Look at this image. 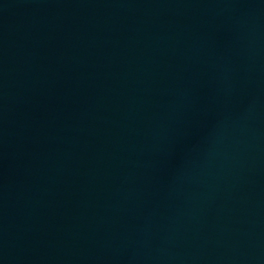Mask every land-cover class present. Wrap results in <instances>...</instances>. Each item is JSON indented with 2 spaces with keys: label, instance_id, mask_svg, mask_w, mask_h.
Returning <instances> with one entry per match:
<instances>
[{
  "label": "water",
  "instance_id": "1",
  "mask_svg": "<svg viewBox=\"0 0 264 264\" xmlns=\"http://www.w3.org/2000/svg\"><path fill=\"white\" fill-rule=\"evenodd\" d=\"M0 264H264V0H0Z\"/></svg>",
  "mask_w": 264,
  "mask_h": 264
}]
</instances>
